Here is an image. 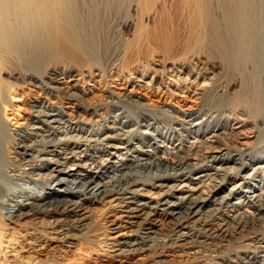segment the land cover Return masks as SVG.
Listing matches in <instances>:
<instances>
[{
    "label": "bare ground",
    "instance_id": "1",
    "mask_svg": "<svg viewBox=\"0 0 264 264\" xmlns=\"http://www.w3.org/2000/svg\"><path fill=\"white\" fill-rule=\"evenodd\" d=\"M122 2L0 0V106L28 81L73 106L38 103L25 135L7 127L0 111V264H37L26 259L50 247L58 256L43 264H63L61 254L85 242L99 244L109 261L153 254L144 264H166L173 246L188 257L215 254L207 264H264V235H247L264 218V0H186L180 53L210 63L214 71L199 73L210 87L191 93L195 108L166 113L136 105L140 121L116 123L84 104L76 76L85 64L104 63L108 71L133 62L130 48L105 55L135 27L131 18L114 27L102 19L116 16ZM73 110L94 121L77 120ZM137 170L167 174L144 184ZM25 178L49 184L18 201L8 184ZM103 205L116 220L111 239L91 216ZM31 221L49 225L38 231ZM234 237L230 257L222 241Z\"/></svg>",
    "mask_w": 264,
    "mask_h": 264
},
{
    "label": "rangeland",
    "instance_id": "2",
    "mask_svg": "<svg viewBox=\"0 0 264 264\" xmlns=\"http://www.w3.org/2000/svg\"><path fill=\"white\" fill-rule=\"evenodd\" d=\"M133 5L138 9L135 15L130 10ZM187 5L186 0H124V2L117 4L116 16L102 18L107 21L111 27L120 25V22L128 21L130 20L129 18H131L135 27L133 28L132 36H130L129 41L122 43L124 46L120 44L119 47L117 46V49H111L109 47L105 54L108 57L114 58L118 53L117 51L124 53L130 48L133 51V64L131 63L125 67L119 64L116 69L108 71L105 70L104 67H106V64L104 63H101V65L94 63L93 65L95 67L90 66V64H85V67L80 71L81 73L77 74L78 77L76 76L79 81V86L76 90L77 94H80L86 106L94 108L97 111L100 109L103 110L101 120H111L116 123H122L128 119L140 121L137 115L138 110L135 109L136 105L137 107L145 106L146 108L156 109L158 112L164 111L166 113L174 111L178 113L186 110V108H195L198 101H195V97H192L191 93L193 91L198 92L200 90H207L210 87V82L199 76V73L208 74L214 70L210 63L203 59L185 60L183 59L184 57L182 58L181 56L182 53L180 52H182L183 42L182 25L186 22L184 18ZM141 27L145 29L142 33L138 32L141 37L138 35L136 40L139 41H136L133 36L135 31ZM116 30H118V28ZM109 34L111 37V33L106 34L108 39ZM115 35L118 36V33H115ZM162 38L164 40H168L169 38V40L163 41ZM159 44H161V47ZM162 45L163 48L167 47V49H172L171 53L168 54L169 56H165L163 53L161 54L158 52V49L162 48ZM0 78L3 79L5 76L0 75ZM30 82L31 81H28L27 83L29 84L22 85L19 88H13L9 95L6 96V105L3 104L4 106H0L1 119L4 124L11 130L20 132L21 135H25L22 131L34 120L33 114L38 108L33 107L37 106L38 103L49 101L54 104V106L60 107L59 104L62 102L61 105L65 107V111L68 110V108L73 109V106L70 107L71 104H68L67 101L62 100L56 95H46L44 89L39 86H34L32 85L33 83ZM128 107L135 110V112L137 111L134 116H129L125 113ZM75 110H73L72 114L77 120L87 125L94 121L93 116L83 111L81 112V110ZM56 112L57 110L53 111V113ZM131 170H134V168H131ZM136 172L138 174L137 181L144 184H149L154 178L167 174L164 172L160 173L159 171H151L149 173L140 170L139 172L137 170L133 173L136 174ZM33 181L34 180L31 181L28 178L21 181L14 180L9 182L8 188L10 191L12 190L11 192H13L14 196L17 198L16 200L19 201L20 198L23 200L26 195L39 194V192L44 191L49 184L47 180L43 178L37 179L36 182ZM78 186L81 187L80 184ZM80 187L79 189L83 190V188ZM220 200L221 198L218 199L217 196L215 201L219 202ZM107 209V205L97 206L91 211V216L95 223V228L103 233V237L111 239L112 237L108 230L111 225L115 224L116 220L108 214ZM263 220L264 218L261 224L256 222L254 228L249 230L247 235L250 237L264 235ZM48 223V221H31L26 224L30 225L31 228L38 229V231H43L47 229ZM164 228L166 229V226H164ZM258 231L260 234L257 233ZM237 237H234L235 239L233 238V240H229V242L231 241L230 243L227 240H225V242L222 241V243L225 244L224 248L227 250L225 255L233 257V254L228 251H230L229 248L235 249V243H239ZM97 246H99V244L85 242L80 250H76L75 253L70 254L66 252L65 254L62 253L59 259L62 263L64 262L63 264H65V262L67 264H69V262L70 264H144L146 261L154 260L153 254H149L148 256L134 254L132 256L111 258L109 261L107 260L106 250L104 248H98ZM172 247L173 246L166 247L168 248L164 258L166 264H207L211 256H215V254L209 251H203L202 254L204 253L205 255L200 253V255H198L199 258H197V256L188 257L183 254L184 251H179V248L176 249ZM50 248H44L41 251L42 253L39 252V255H32L26 259V261L33 258L36 261L38 260L37 262L35 261L37 264H43L47 257H57L59 248Z\"/></svg>",
    "mask_w": 264,
    "mask_h": 264
}]
</instances>
